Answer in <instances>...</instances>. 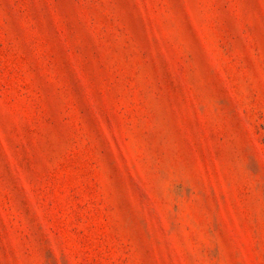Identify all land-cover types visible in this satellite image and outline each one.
Instances as JSON below:
<instances>
[{"label":"rangeland","instance_id":"1","mask_svg":"<svg viewBox=\"0 0 264 264\" xmlns=\"http://www.w3.org/2000/svg\"><path fill=\"white\" fill-rule=\"evenodd\" d=\"M0 264H264V0H0Z\"/></svg>","mask_w":264,"mask_h":264}]
</instances>
